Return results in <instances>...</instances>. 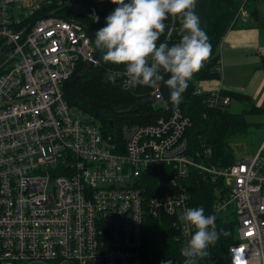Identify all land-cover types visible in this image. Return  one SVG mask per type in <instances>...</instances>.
<instances>
[{
	"label": "built area",
	"instance_id": "obj_1",
	"mask_svg": "<svg viewBox=\"0 0 264 264\" xmlns=\"http://www.w3.org/2000/svg\"><path fill=\"white\" fill-rule=\"evenodd\" d=\"M73 7L0 0V50H9L0 60V264H144L150 220L166 222L175 264H184L195 229L181 217L193 207L186 181L194 174L211 186L205 215H216V228L232 225L225 264H264V136L251 155L213 164L208 146L191 143L190 118L160 99L153 120L104 132L64 95L79 65L97 63L75 18L86 8ZM87 10L96 21L94 7ZM173 29L172 19L165 39ZM109 72L125 91L139 86L124 65ZM195 91L208 93L209 106L229 102L221 89ZM198 264H212L210 256Z\"/></svg>",
	"mask_w": 264,
	"mask_h": 264
},
{
	"label": "trees",
	"instance_id": "obj_2",
	"mask_svg": "<svg viewBox=\"0 0 264 264\" xmlns=\"http://www.w3.org/2000/svg\"><path fill=\"white\" fill-rule=\"evenodd\" d=\"M73 5H79L86 8L83 12L78 13L75 18L88 26L94 36L96 31L106 25V17L116 7L112 0H69ZM243 3V9L252 17V21L241 23L239 19L234 18L235 11L238 6ZM259 0H208V8L205 17L203 31L209 37L212 46L211 57L204 62L203 67L192 76L188 81V88L182 94V101L177 106L170 100L167 104L170 108L179 107L189 118L190 127L187 129L192 144H198L199 141L211 150V160H216L215 164L228 165L234 160L230 139L235 135L245 133L249 125H262L263 123H249L245 117L253 114L256 116H264V108L254 106L246 96L240 93L227 90L220 91L222 96H226L229 100L226 104L218 103L209 106L206 103L207 92L196 93V89L200 88L196 83L200 80L216 79L219 76L217 45L222 35L229 28L247 27L251 24L264 23L263 14L255 12ZM254 3V8L251 6ZM88 6H93L97 15V20L93 21ZM62 14H69L70 9L64 8ZM255 12V14H254ZM234 18V19H233ZM173 19L174 29L165 39L167 29ZM167 25L164 34L157 41L167 42L169 46L180 40L179 28L180 22L177 16H169L165 21ZM1 52V50H0ZM106 49H98L96 61L97 63L88 68L82 77L76 82L77 91L86 99L96 103H101L110 108L122 110L120 113H114L109 110H103L98 107H90L80 103L76 98L70 95L68 86H65L64 95L68 104L78 108L80 111L96 117L99 125L104 132L116 134L122 123L127 122H149L159 114L158 108L153 109L151 103L141 104L139 107L130 108L137 100L146 97L149 94V86H138L135 90L129 92L120 87L118 79L113 84L107 79L108 69L119 67L120 65L105 62L103 57ZM83 66L79 65L78 70ZM1 70V69H0ZM75 71V72H77ZM74 75V74H73ZM72 75V76H73ZM168 78L165 75V80ZM158 85L165 84L164 81L158 82ZM231 100L239 104L246 105L238 111H230L229 105ZM111 122L109 126L108 122ZM213 162V161H212ZM221 163V164H220ZM224 165V166H225ZM194 176H197L194 174ZM199 177V176H198ZM200 181V180H199ZM190 187L191 204L193 207L203 206L207 211L209 209V201L211 200V186L209 183L200 182V184H192V181H186ZM196 186V187H194ZM221 229L228 232L227 236L221 235L220 239L214 246L210 248V260L212 264H225L224 255L227 246L232 242V225L231 223H218L217 231ZM144 246V247H143ZM141 256L144 264H160L161 260L172 259L174 264L179 260L175 242L172 239V230L163 220L147 221L142 244Z\"/></svg>",
	"mask_w": 264,
	"mask_h": 264
},
{
	"label": "clouds",
	"instance_id": "obj_3",
	"mask_svg": "<svg viewBox=\"0 0 264 264\" xmlns=\"http://www.w3.org/2000/svg\"><path fill=\"white\" fill-rule=\"evenodd\" d=\"M197 0H112L116 7L105 18L106 25L95 33L97 49H106L105 62L125 66L129 84L155 87L164 81L174 105L182 101L188 81L210 59L212 46L209 37L200 27L195 12ZM177 16L180 22V40L169 46L157 41L164 34L169 16ZM117 72H109L107 79L116 83ZM165 75L168 78L165 80ZM181 219L195 229L188 244L182 250L184 264H198L210 255L221 235L217 231L216 215H205L203 206L187 208ZM160 264H174L172 259Z\"/></svg>",
	"mask_w": 264,
	"mask_h": 264
},
{
	"label": "crops",
	"instance_id": "obj_4",
	"mask_svg": "<svg viewBox=\"0 0 264 264\" xmlns=\"http://www.w3.org/2000/svg\"><path fill=\"white\" fill-rule=\"evenodd\" d=\"M217 53L218 78L196 85L243 94L254 106L264 108V23L227 29Z\"/></svg>",
	"mask_w": 264,
	"mask_h": 264
},
{
	"label": "rangeland",
	"instance_id": "obj_5",
	"mask_svg": "<svg viewBox=\"0 0 264 264\" xmlns=\"http://www.w3.org/2000/svg\"><path fill=\"white\" fill-rule=\"evenodd\" d=\"M241 4V2H240ZM243 3L241 5L238 6L237 10L235 11V14H234V18L236 19H239L241 21V23H245L247 21H252V17L250 18L249 17V13L246 12L243 8ZM254 3H252V7L254 8ZM74 9H75V6H79V5H73ZM255 12L258 11V13H261L263 14V11H264V0H259L258 4H257V8H254ZM254 12V14H255ZM233 18V19H234ZM114 68V67H113ZM159 86V85H158ZM149 91H151L152 87L149 86ZM162 104L161 101H154V102H151V106L153 109H156L158 107H160ZM242 106H246L243 104H239L237 103L236 101L234 100H231L230 102V105H229V110L230 111H238L244 107H241ZM70 107H72L73 109H78L72 105L69 104ZM245 119L249 122V123H255V124H258V123H263L264 122V116H256V115H253V114H250L248 116L245 117ZM93 120L96 122V123H99V120H97L96 117H93ZM264 136V125H249L245 131L244 134L242 135H235L232 139H230V142H231V148H232V151H233V155H234V158H239L240 156H243V155H251L255 148L258 146L260 140L263 138ZM212 159V158H211ZM213 161V162H212ZM216 160H211V162L213 164L215 163H218V162H215ZM221 164V163H220ZM219 165V164H218ZM225 164H221L220 166H224ZM196 179H198V182L200 184V182H206V183H209V181H204L200 176H195L192 180V184L194 183H197L196 182ZM200 180V181H199ZM198 184V183H197ZM210 184V183H209ZM201 185V184H200ZM196 187V186H194ZM31 264H44V263H31Z\"/></svg>",
	"mask_w": 264,
	"mask_h": 264
},
{
	"label": "water",
	"instance_id": "obj_6",
	"mask_svg": "<svg viewBox=\"0 0 264 264\" xmlns=\"http://www.w3.org/2000/svg\"><path fill=\"white\" fill-rule=\"evenodd\" d=\"M207 8H208V0H197L196 6H195V12L199 16L200 27H201L202 30H203L204 24H205V17H206ZM83 26H84L86 32L89 34V36H90V38L92 40V43H93V46H94V58H96L98 49L95 46V40H94L95 36H94L92 30L88 26H86L84 24H83ZM8 51L9 50L7 49V50H4L3 52L0 53V60H1V58H3V56ZM90 67H91V63L90 62L85 63L83 65V67L80 70H78L74 74V76L69 80L67 86H68V91H69L70 95L73 96L74 98H76L80 103H82L84 105H88L90 107H98V108H101L103 110H109V111L114 112V113H120L122 110L113 109V108H110L109 106H107L105 104L96 103V102H93L91 100H88V99L84 98L77 91V88H76L77 80L80 77H82L84 72ZM159 99L161 101H164V102H169L171 100L170 99L169 89H168V87L165 84L159 86L157 91H155L153 93H150L146 97L137 100L130 108L139 107L141 104L151 103V102L157 101ZM108 124H109V126H111V122L110 121L108 122Z\"/></svg>",
	"mask_w": 264,
	"mask_h": 264
},
{
	"label": "bare ground",
	"instance_id": "obj_7",
	"mask_svg": "<svg viewBox=\"0 0 264 264\" xmlns=\"http://www.w3.org/2000/svg\"><path fill=\"white\" fill-rule=\"evenodd\" d=\"M144 247V246H143Z\"/></svg>",
	"mask_w": 264,
	"mask_h": 264
}]
</instances>
